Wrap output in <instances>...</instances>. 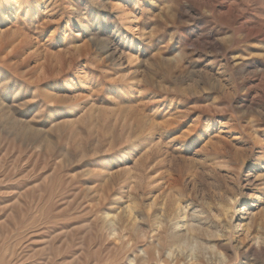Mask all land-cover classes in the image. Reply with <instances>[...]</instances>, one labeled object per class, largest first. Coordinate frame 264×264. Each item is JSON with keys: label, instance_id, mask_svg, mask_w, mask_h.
Listing matches in <instances>:
<instances>
[{"label": "rangeland", "instance_id": "rangeland-1", "mask_svg": "<svg viewBox=\"0 0 264 264\" xmlns=\"http://www.w3.org/2000/svg\"><path fill=\"white\" fill-rule=\"evenodd\" d=\"M0 264H264V0H0Z\"/></svg>", "mask_w": 264, "mask_h": 264}]
</instances>
